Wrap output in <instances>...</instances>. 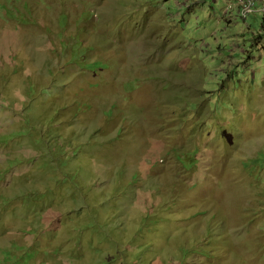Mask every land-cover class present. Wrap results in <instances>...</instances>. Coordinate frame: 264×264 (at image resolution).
I'll use <instances>...</instances> for the list:
<instances>
[{
    "label": "rangeland",
    "instance_id": "rangeland-1",
    "mask_svg": "<svg viewBox=\"0 0 264 264\" xmlns=\"http://www.w3.org/2000/svg\"><path fill=\"white\" fill-rule=\"evenodd\" d=\"M0 0V264H264V10Z\"/></svg>",
    "mask_w": 264,
    "mask_h": 264
},
{
    "label": "built area",
    "instance_id": "built-area-1",
    "mask_svg": "<svg viewBox=\"0 0 264 264\" xmlns=\"http://www.w3.org/2000/svg\"><path fill=\"white\" fill-rule=\"evenodd\" d=\"M257 2H262L264 10V0H237L239 15L246 16Z\"/></svg>",
    "mask_w": 264,
    "mask_h": 264
},
{
    "label": "clouds",
    "instance_id": "clouds-1",
    "mask_svg": "<svg viewBox=\"0 0 264 264\" xmlns=\"http://www.w3.org/2000/svg\"><path fill=\"white\" fill-rule=\"evenodd\" d=\"M236 2H237V0H236ZM258 3H262V2H258ZM236 5H237V3H236Z\"/></svg>",
    "mask_w": 264,
    "mask_h": 264
}]
</instances>
